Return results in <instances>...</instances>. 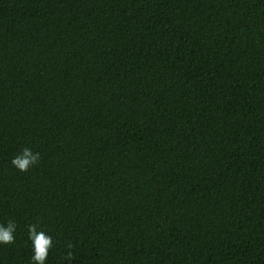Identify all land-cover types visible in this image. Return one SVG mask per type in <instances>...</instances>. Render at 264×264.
<instances>
[{
    "label": "trees",
    "instance_id": "trees-1",
    "mask_svg": "<svg viewBox=\"0 0 264 264\" xmlns=\"http://www.w3.org/2000/svg\"><path fill=\"white\" fill-rule=\"evenodd\" d=\"M8 219L0 264H264V0H0Z\"/></svg>",
    "mask_w": 264,
    "mask_h": 264
},
{
    "label": "clouds",
    "instance_id": "clouds-1",
    "mask_svg": "<svg viewBox=\"0 0 264 264\" xmlns=\"http://www.w3.org/2000/svg\"><path fill=\"white\" fill-rule=\"evenodd\" d=\"M40 160V153L29 147H23L10 161L12 167L20 172H26L29 168L37 165ZM17 224L13 219L0 223V245L11 244L15 240ZM28 240L31 245L30 264H45L49 251L53 247L52 237L43 230L38 231L36 223L27 225ZM67 251L63 259L66 264H71L74 258L71 242L65 245Z\"/></svg>",
    "mask_w": 264,
    "mask_h": 264
}]
</instances>
